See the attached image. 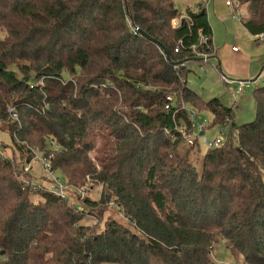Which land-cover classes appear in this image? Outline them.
Here are the masks:
<instances>
[{"label":"trees","instance_id":"16d2710c","mask_svg":"<svg viewBox=\"0 0 264 264\" xmlns=\"http://www.w3.org/2000/svg\"><path fill=\"white\" fill-rule=\"evenodd\" d=\"M234 3L246 31L263 33L264 0ZM193 45L214 55L201 3L182 13L173 0H0L5 147L37 150L77 198L34 187L0 149V264H215L219 241L241 264H264V84L253 120L236 125L233 105L186 85ZM182 104L228 127L219 147L184 142ZM93 183L101 194L80 196ZM114 203L125 223L107 214Z\"/></svg>","mask_w":264,"mask_h":264},{"label":"rangeland","instance_id":"374dc122","mask_svg":"<svg viewBox=\"0 0 264 264\" xmlns=\"http://www.w3.org/2000/svg\"><path fill=\"white\" fill-rule=\"evenodd\" d=\"M173 1L181 12H184L186 7L192 10L196 9L199 3L206 8L212 31L213 48L216 50V57H210L207 63H202L199 60L187 63L189 64L188 68H186L188 70L186 76L187 86L195 90L205 100L216 97L225 106L233 105L234 122L236 125L252 121L255 113V103L252 93L256 87L264 84V42L257 43L241 25L239 19L245 15L244 10L241 7L239 11L235 12L233 8L225 5L226 0ZM233 45L239 50L236 55L231 52ZM256 76V80L248 82V85L243 88L242 93L237 91L240 81H250ZM222 77L226 79L225 82H223ZM184 105L188 109L191 108L189 105ZM196 119L208 120L204 135L198 138L201 153H205L207 150V147L203 143L204 137L214 139L221 134L222 140H225L229 134L228 127L220 130L221 128L218 126L209 125L211 115L206 111L200 112ZM10 145L11 136L7 131L6 123L0 121V149L3 150L2 155L13 159L14 163L20 169H23L24 172H30L35 178L32 179V181H35L34 183L42 182V184L49 186L52 175L49 174V171L43 169L39 161L43 156L39 152L37 154H33L32 152L29 154L25 153V148L21 150L22 152H19L13 146L5 147ZM100 146L101 140L96 138L94 146L89 153L91 158L96 156ZM26 156H29L28 162H25ZM195 159L197 162L200 160L195 156L191 157V160L194 161ZM55 177L57 178L56 175ZM77 188L80 190V196L89 197H98L102 190V186L97 183H93L90 187L85 184ZM65 193L73 197L75 202H77L73 189L70 188L67 192L64 190ZM29 198L34 202L39 200V196L34 194H30ZM106 210L108 215L125 223L124 214L117 208L115 203L110 204ZM94 222L95 220L90 214L85 215L81 221L84 225H92ZM210 256L215 264L242 263V256L235 254V258H233L225 248L223 241H219L214 246Z\"/></svg>","mask_w":264,"mask_h":264},{"label":"built area","instance_id":"2783aa9c","mask_svg":"<svg viewBox=\"0 0 264 264\" xmlns=\"http://www.w3.org/2000/svg\"><path fill=\"white\" fill-rule=\"evenodd\" d=\"M226 5L231 6L232 8L235 6L234 0H226ZM178 19H173L171 21V25L172 27H175L177 25ZM255 38L258 40V42H264V32L260 33L258 35L255 36ZM208 39L209 37L207 35L201 34L200 39H199V43L204 44L205 46H207L208 44ZM193 52L195 53V56L192 58H196L197 61L199 60L202 63H207L208 59L210 58V54L208 53H204V52H196L195 50V46H191ZM208 48V46H207ZM232 50L233 51H237V47L232 46ZM174 51L177 52L178 49L177 47L174 48ZM187 61H184L183 63H181L182 66H185ZM222 80L225 82L226 79L224 77H222ZM243 85H248V82H241L237 88L238 92L242 91V86ZM168 100H172L171 96H167ZM182 108H186L187 113H188V124L185 123H181L176 127L177 132L180 134L181 138L184 140V142L188 145V146H192L195 141H198V138L200 136L204 135L205 129H206V125L208 124V120L207 119H203V120H197L196 117L199 114V112H197L194 109H188L187 106H185L184 104L181 105ZM219 128H221L220 130H223L226 127H223L221 125H218ZM221 135V134H220ZM218 135L217 137H215L214 139H207L204 137L203 139V143L205 144V146L207 148H214V147H219L222 143L223 140L221 138V136ZM38 151L35 150L33 152V154H37ZM39 161L41 162V165L43 167V169L45 171H49V174L52 175L51 182L49 184V189L56 195H59L61 197L64 196V190H66V187L62 184V182L57 179L55 177V175L53 174L54 172L51 171V169L49 168V162L45 159V158H40ZM34 187L39 188L40 185L37 183H34Z\"/></svg>","mask_w":264,"mask_h":264},{"label":"crops","instance_id":"0c3cea01","mask_svg":"<svg viewBox=\"0 0 264 264\" xmlns=\"http://www.w3.org/2000/svg\"><path fill=\"white\" fill-rule=\"evenodd\" d=\"M225 5H226V3H225ZM227 7H231V6H229V5H226ZM187 8V7H186ZM232 8V7H231ZM182 13H184V12H182ZM207 18H208V16H207ZM240 21V20H239ZM208 22H209V20H208ZM240 23H241V21H240ZM210 24V23H209ZM241 25H242V23H241ZM243 26V25H242ZM210 28H211V26H210ZM243 28H244V26H243ZM245 29V28H244ZM246 30V29H245ZM247 32V31H246ZM248 33V32H247ZM249 34V33H248ZM250 35V34H249ZM252 38H254L252 35H250ZM211 39H212V31H211ZM255 39V38H254ZM212 46H213V40H212ZM234 46V45H233ZM214 49V48H213ZM238 49H237V51H233L232 50V47H231V52L234 54V55H236L237 53H238ZM212 56H215L216 57V50L214 49V55H212ZM211 56V57H212ZM191 61H197V60H190V61H187L186 62V64H185V67L186 68H188V66H189V64H187V63H190ZM218 66H219V63H218ZM224 82V81H223ZM241 82H249L248 80L247 81H241ZM186 85H187V80H186ZM245 86H247V85H243L242 86V91H243V88L245 87ZM190 88V87H189ZM191 89V88H190ZM192 91H194L195 93H197L195 90H193V89H191ZM242 91L240 92V93H242ZM198 94V93H197ZM199 95V94H198ZM200 96V95H199ZM203 100H205L202 96H200ZM218 99V98H217ZM219 100V99H218ZM205 101H207V100H205ZM220 101V100H219Z\"/></svg>","mask_w":264,"mask_h":264},{"label":"water","instance_id":"95a60500","mask_svg":"<svg viewBox=\"0 0 264 264\" xmlns=\"http://www.w3.org/2000/svg\"><path fill=\"white\" fill-rule=\"evenodd\" d=\"M212 58H215V56H212ZM190 60H197V59L196 58H188V59H186L184 61H190ZM170 63L173 64V65H177V64H179L181 62H173V61H171ZM256 78H257V76L254 79L250 80L249 82H252V81L256 80ZM1 254H2V252H1Z\"/></svg>","mask_w":264,"mask_h":264}]
</instances>
